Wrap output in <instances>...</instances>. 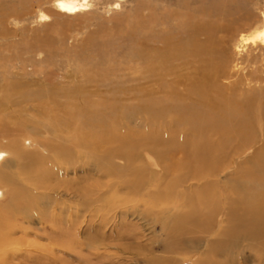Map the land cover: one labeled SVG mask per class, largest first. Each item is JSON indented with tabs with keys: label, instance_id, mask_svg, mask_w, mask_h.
<instances>
[{
	"label": "bare ground",
	"instance_id": "bare-ground-1",
	"mask_svg": "<svg viewBox=\"0 0 264 264\" xmlns=\"http://www.w3.org/2000/svg\"><path fill=\"white\" fill-rule=\"evenodd\" d=\"M120 1L115 2L116 7L121 5ZM40 3L42 0H0V67L7 94L17 96L18 100L8 102L6 109L16 114L1 132L6 141L0 142V264H68L57 250L66 254L84 245L90 251L98 250V240L85 244L70 232L71 227L80 230L81 208L69 206L66 214V202L61 200L70 190L76 199L80 197L83 191L79 181L70 186L65 175L70 171L77 173L84 166L106 178V200L125 188L133 197L124 199L126 203L136 202L145 188L152 187L142 201L148 210L155 211L156 217L171 204L179 203L177 217L170 222L169 217L160 216L158 221L165 222L163 228L170 235L173 251L186 250V235H204L205 254L197 257L195 264H264V143L235 167L231 177L223 181L218 177L230 168L234 158L254 148L258 133L264 131V88L251 85L260 77L253 71L241 72L215 38L217 31H227L243 19L244 9L221 8L217 19L187 20L184 28L178 26L168 34L161 29L166 16L155 10L149 9L145 14L138 10L133 21L118 30L125 41L112 39L114 34L108 31L103 40H89L84 45L86 50L77 53L75 59L81 62L78 73L85 84L68 88L55 81V72L44 58L35 57L41 52L52 53L49 39L35 33L27 40L25 27L10 28L13 22L17 25L29 20ZM54 5L61 14L69 15L84 13L92 7L91 0H54ZM49 19L48 12H39L38 20L44 27ZM16 35L20 40L12 39ZM201 35L208 39H198ZM123 42H128L129 52L127 59H122L135 61L137 66L127 67L122 75H131V81L142 79L136 85L137 91L146 96L145 112L141 108L136 112L145 113L147 127L164 125L167 136H161L154 128L142 127L133 137L135 130L117 124L118 116L111 103L102 108L100 101L82 106L78 100L86 91L83 86L88 88L89 84L109 80L110 71L102 67L105 61L118 58L115 56L121 53ZM240 42L243 46L251 44L248 50L255 63L260 52L254 51H264V12L262 22L248 36L241 34ZM4 49L11 54L6 55ZM22 61V74L8 68L11 65L16 69ZM26 61L34 63L32 71L26 67ZM189 61L199 63L204 77L182 94L176 91L178 79L174 78ZM7 72L24 78H9ZM30 74L32 77H28ZM144 85L150 88L143 89ZM180 132L187 133L183 141L175 135ZM91 139L104 145L94 147L89 144ZM108 144L114 146H105ZM99 147H104V151L97 150ZM176 151L184 155L182 160L171 159ZM144 152L155 157L152 163L165 171L160 180L147 179L149 171L142 163ZM117 160L123 161V165H117ZM168 170L176 175L168 177ZM193 179L197 180L196 188L176 192ZM101 184L97 181L93 188H87V194L96 192ZM110 206L104 209L109 210ZM36 223L47 231L45 236L33 232ZM33 237H43L48 244ZM246 252L248 255L244 256Z\"/></svg>",
	"mask_w": 264,
	"mask_h": 264
},
{
	"label": "rangeland",
	"instance_id": "rangeland-1",
	"mask_svg": "<svg viewBox=\"0 0 264 264\" xmlns=\"http://www.w3.org/2000/svg\"><path fill=\"white\" fill-rule=\"evenodd\" d=\"M116 1L117 0H91L92 7L88 11L79 13L77 15H69L61 14L55 7L54 0H42V3L34 8V13L32 14L33 16L30 17L29 20L25 21V23L22 22L17 25H15L13 22L10 25V28L14 29L15 27H18L21 29L20 27H25L24 29H26L25 33L27 40L30 39V37L35 33L37 35L38 33L41 34L39 37H47L51 44L50 48L52 49L51 50L48 48L47 50H51L52 53L48 54L47 52H41L37 53L35 57L38 59L44 58L46 60L45 64L47 63L48 67L51 69L53 68V71L55 72V81L63 83L64 85L68 86V88H72L76 87L77 85L85 84L83 79L84 77L80 76L78 73V71L80 72L81 70V62H77V59H75L76 54L80 53L82 50H86L87 46L84 47V45L88 44L89 40H103L105 34H108V31L113 32L114 35L112 36V39L117 41L120 40L121 42L125 41L120 38L121 34H117L118 30H120V27L124 28L127 23L133 21L132 17L138 10H141L144 14L149 12V9L155 10L163 17L166 16V21L164 20V22L161 23V29L163 32L168 34L173 31V29L174 31L177 30L178 26L184 28L187 24V22L184 23V21L188 20L194 22L193 20H195V22H197L198 20L204 19L208 21L211 20L212 17L214 20L219 13L218 10H221V8L227 9L230 6H234V8H236V6H241L244 9L242 15L243 19L238 20V22L231 26L227 31H217L215 38L222 49H225L226 53L231 56L233 64H238V67L242 70L241 72L248 73L249 71H253L254 73L256 72L255 74L260 77L258 81L251 82V85L258 88H264V51H259V49L254 51V53L260 52L258 60L254 63V61L251 59L252 54L250 50H248L250 49L249 47L251 44H246L243 46V44L240 42L241 34L248 36L255 30V27L258 25V23L260 24L262 22L264 0H121V5L118 7L115 6ZM40 11H46L50 15L47 27H44V24L38 20V14ZM207 12L208 15L206 14ZM210 14H212V16ZM29 27L30 29H33L28 30L27 28ZM12 39L20 40V37L17 36ZM198 39L205 41L208 39V37L206 35H201L198 37ZM1 42L2 39H0V43ZM123 43L124 44L120 49L121 53H119V56H115L118 58H115L111 61L109 59L107 62L105 61V64L102 67L110 71L109 80L104 81L105 83L98 82L99 85L96 82L94 85L97 87L94 85L91 86V84L87 85L88 88L86 85L83 86L86 91H83V93L80 92L82 93V99L78 100L81 101L80 103H82V106L84 105L83 103L98 104L97 102L99 101V104L103 105L102 108L113 105V107H115L114 112L118 116L117 124L122 125V128L128 125L129 129L135 130L132 131V133L133 137H136L135 132L139 131L142 127H147L145 113L144 115H141L136 112L137 108H141V110H144L145 112L144 103L146 96L138 94L137 91L139 86L136 85L140 84L142 79L139 81L137 79V81H131L129 79H132L131 75H122L123 71L124 73L128 71V69L126 70L127 67H130L131 65H133L131 67H135V65L137 66V63H134L135 61L131 62L122 59H127L128 56L126 53L129 52L126 50L128 42ZM6 50L7 49H4L5 54L10 55V50H14V48H10V50L7 51ZM18 50L20 51V49ZM96 58H98V56ZM98 60H100V58ZM26 62V67H28L29 71H32L34 63L32 64L31 62ZM128 63L133 64L129 65ZM17 64L15 65H17L18 70L17 68H13L11 65H8V68L19 71L22 74V68L20 67H22L24 63L22 61L18 62ZM84 66V68H89L90 65ZM78 67H80V70ZM0 69V110H2L0 111V142H3L6 140H4L3 134H1V132L7 128H4L5 125L11 124L9 120H11L10 118L14 117L16 114L11 113V110L6 109V106H8V102L13 104L18 100L17 96L10 94L9 92V95L7 94L8 86L6 85L5 79L2 76L3 68L0 67ZM101 72H105V70H101ZM111 72H113V74H111ZM21 74L6 73L7 76L9 75V78L13 79H15L14 77L23 79L24 76ZM31 74L30 76L28 75V77H32ZM35 76L37 78V75ZM203 77L204 74L200 70L199 63L189 61V64L184 65V67L178 71L174 78L176 81L178 79L176 82V91L186 94L190 90L191 85L201 82ZM169 78L172 79L170 76ZM145 87L150 88L148 85H144L143 89ZM97 88L100 91H97ZM158 96L159 95H154L153 97ZM14 119H12V121ZM154 126L155 127L147 128H154V130L161 134V136H167L168 132L164 125L156 123ZM175 135L180 141H183V138L187 135V133L184 134L180 132L176 133ZM263 143L264 131L258 133V143L254 148H251L247 151V156L243 155L238 159L237 157L234 158L233 163L231 164L232 167L230 166L231 169L228 167L225 171L220 173V176H218L219 179L223 181V179L231 177V172L236 170V168L239 166L238 164L246 157L251 156L255 148L262 145ZM89 144L93 145L94 147L99 146L100 144L104 145L102 142H95L92 139ZM105 146L113 147L114 144H108ZM99 148H97V150L104 151V147ZM144 156L145 159L142 160V163L147 166V172L149 171V174L147 173L148 180H150L151 177L152 179L156 178V180H160L162 178L161 176H165V171L163 168L160 165L154 164V162L152 163V161H155V157L146 152H144ZM183 157L184 155L182 153L176 151L172 153L171 159L182 160ZM123 163L124 162L121 160L116 161V164L120 166L123 165ZM173 174H175L173 170H168V177H171ZM65 178L68 179L67 183L70 186L75 183L74 181H79L83 191L78 199L75 198V195L71 190L68 191L69 193H64V195L61 196V200L66 202V214L69 213L68 209H70V207H77L78 210L81 208L79 220L80 230L78 229V231L76 228L71 227L70 230L72 231L70 232H73V234L77 238L79 237L78 239H80L81 242H84L85 244H93L97 240L99 241L97 250L99 253L96 250V252L90 251V249H88L85 245L83 248L80 247L68 250L66 254H63L57 250L58 254H62L64 258L67 259L68 264H195L197 257L204 256L206 243L205 237L202 234L186 235V241L188 242L186 250L179 249L177 251H173L170 249V235L168 231L163 228L165 222H159L158 217L162 216L165 219L169 217L168 219L171 222L175 217H177V214H179L180 211L178 210V207L180 204L174 203L170 205V208L165 209V211L163 210L161 213L156 212V217L155 211H153V209L148 210L143 202L147 192L149 193L150 189L152 191V187H147V189L145 188L141 192L142 196L135 198L138 200L136 201L138 202L137 204H135L136 202H128V205V203H126L127 201L124 199H127V197H133L132 195L125 192V188H122L121 192L118 195H115V197L112 199L106 200L108 193L104 195V193L107 191V188L103 185L105 184L104 182H107V180L96 171H92L90 167H81L78 169L77 173L70 171L65 175ZM95 181H98L102 184L96 188V192L93 193L94 195L87 194V188H93L92 185L96 183ZM187 183L188 185H185ZM183 185L177 189V193L182 191L189 192L196 188L197 180H188ZM100 196H103V200L101 199L98 201L97 198ZM104 201H108L106 202L107 205L104 203ZM108 204L111 205V208L109 210H105L104 207L108 206ZM173 211L176 213H173ZM34 228L35 231L33 232L36 234L38 233L41 236H45L47 231L41 229L39 223L33 224L32 230ZM33 238L36 239L37 237ZM37 239L41 243L48 244V240L43 237ZM247 255V252L244 253V256ZM31 264H33V262H31Z\"/></svg>",
	"mask_w": 264,
	"mask_h": 264
}]
</instances>
